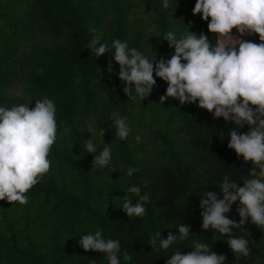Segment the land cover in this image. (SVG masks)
Returning a JSON list of instances; mask_svg holds the SVG:
<instances>
[{
	"label": "trees",
	"instance_id": "trees-1",
	"mask_svg": "<svg viewBox=\"0 0 264 264\" xmlns=\"http://www.w3.org/2000/svg\"><path fill=\"white\" fill-rule=\"evenodd\" d=\"M140 2L150 8L147 12L157 31L152 59H170L174 53V47L164 40L168 31L203 32L213 44L219 42L218 34L208 30V21L193 14L196 0H169L167 8L163 0ZM136 4V0H0V107L11 109L23 103L2 90L5 85L25 81L34 106L37 99L47 97L56 105V119L90 117L106 130L100 135L101 142H94L96 153H88L86 129L72 124L65 139H59L62 127L57 125L49 158L59 173L52 170L45 174L26 193V205L0 200V264H108L104 253L85 251L79 245L83 234L97 229L106 239L120 240L121 260L125 252L132 256L127 264H166L176 247L186 253L196 240L226 255L225 264H254L264 257V227L252 224L250 217L244 226L233 230L249 241L248 258H237L227 236L201 228L199 201L204 191L214 190L222 198L219 186L224 176L242 186L240 179L252 171L250 161L238 158L227 147L234 122L214 119L194 103L180 105L169 98L162 104L160 96L167 83L159 77L147 98L130 99L117 75L119 65L112 61L115 71H107L114 49L98 58L87 49L93 37L90 29L97 28L102 42L109 46L120 39L147 56L150 48ZM41 34L45 43L36 66L32 54L11 57L22 41L36 36L42 40ZM254 35L260 43L258 34ZM113 112L128 118L131 132L126 140L115 135ZM136 123L145 129L143 144L136 140ZM247 128L245 125L239 131ZM105 146L111 147L110 164L93 166L94 156ZM129 167L139 171L128 176ZM133 184L150 196L142 218H129L122 210L124 189ZM238 203L226 214L237 221ZM182 223L190 225L189 239L167 250L149 244L157 231L163 238L169 232L179 235Z\"/></svg>",
	"mask_w": 264,
	"mask_h": 264
},
{
	"label": "clouds",
	"instance_id": "clouds-1",
	"mask_svg": "<svg viewBox=\"0 0 264 264\" xmlns=\"http://www.w3.org/2000/svg\"><path fill=\"white\" fill-rule=\"evenodd\" d=\"M163 7H169V0H163ZM192 12L201 14V18L208 21V30L226 40H232V29L235 28L241 36L238 47L224 42L213 44L203 32L197 35L189 30L180 34L168 31L164 40L169 47H174L171 58L150 60L137 48L129 47L127 41L114 39L109 46L102 42L99 29L91 28L93 37L87 49L97 58L114 49L107 71L114 73L112 61L119 65L117 75L124 83V94L130 99L139 97L143 101L147 98L159 77L167 83L165 93L160 96L162 104L169 98L178 100L180 105L194 103L206 109L214 119L222 117L225 122H234L236 127L231 128L227 147L233 149L238 158L250 161L264 173V0H196ZM253 34H258L260 43L242 39L244 35ZM111 119L115 135L121 141L126 140L131 132L128 118L113 112ZM245 125L247 130L239 131ZM89 131L94 135L93 130ZM105 131L101 128L102 137ZM56 139L53 100L37 99L32 108L29 104L11 109L0 107V200L28 204L26 193L51 169L49 155ZM85 147L88 153H96L91 138L87 139ZM111 159V147L105 146L94 156L92 163L104 168ZM137 171L138 168L129 167L127 175L132 176ZM240 181L242 186L226 175L219 186L222 198L214 190L204 191L199 201L201 228L211 229L214 235L218 232L227 236V244L238 259L250 257L251 249L249 241L236 236L233 230L244 226L249 217L252 224L264 227V179L249 170ZM124 191L122 210L129 218L144 217L150 196L142 194L141 187L134 184ZM133 197L137 198L135 203ZM237 201L239 221L226 215ZM178 233L169 232L163 238L157 231L149 244L163 250L178 245V241L183 242L192 235L190 225L180 224ZM79 245L85 251L104 253L108 264H122V260L127 264L132 260L127 252L121 260L120 240L106 239L101 229L83 234ZM226 259V255L217 254L208 243L196 240L186 253L176 247L166 264H225Z\"/></svg>",
	"mask_w": 264,
	"mask_h": 264
},
{
	"label": "rangeland",
	"instance_id": "rangeland-1",
	"mask_svg": "<svg viewBox=\"0 0 264 264\" xmlns=\"http://www.w3.org/2000/svg\"><path fill=\"white\" fill-rule=\"evenodd\" d=\"M136 1H137V4L135 5V9L137 12H141V15H142V18L144 21V25H145L144 26L145 27V31H144L145 39H146L147 46L150 48L149 52H147V57L149 59H152L153 53H151V51H152V46L156 40V35H157L156 27H155V24H153L152 19L149 17L148 12H147V11H150L149 10L150 8L147 9L146 7H143L140 0H136ZM232 34L234 37L230 41L226 40L224 37H221L218 35L219 42H224L226 44H234L235 46L238 47L239 38H241V36L235 28L232 29ZM40 37H42V40H39V36H36V37L31 38V39H27L24 42L22 41L20 43V48L18 49V52L17 53L13 52L11 57L14 59H17L20 55H24V54H26V55L30 54L31 55L32 54L34 66H36L39 59L41 58L40 55H42V51L40 50V47H42L45 43V40L43 38L45 36L43 34H41ZM242 39H244L246 41L256 42V37L254 34L253 35H244L242 37ZM34 48H35V50H34ZM2 93L5 95H14L15 97H19V98L23 99L22 104H29L30 108L34 107V105L32 104V102L30 100V94H29V91L27 90V86H26L25 81L24 82H13L12 86L5 85L3 87ZM56 120H57V125H60V127H62V132H61L59 139H65V137L67 136V133L69 132L70 125L76 123L79 128H82L81 130L86 129L87 135L85 137V143H87L88 138H91L93 140V142H96V143L101 142V139H102L100 137L101 128L98 125V122H96L95 119H93V118H90V117L83 118L82 116H79L77 118L71 119L70 121H66L63 119H56ZM90 129L94 131V135L92 133H90V131H89ZM135 130H137L136 135L140 137V140L137 142L143 144L142 140L146 139V136L144 135L145 129L143 128V124L142 123H136L135 124ZM51 162H52V165H51V169L49 172H51L52 170H55L56 173L58 174L59 168H57V166H55L54 161L51 160ZM252 171L255 172L258 177H264V173H261L258 170L256 165L252 164ZM254 264H264V257L258 258Z\"/></svg>",
	"mask_w": 264,
	"mask_h": 264
}]
</instances>
